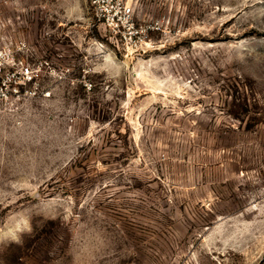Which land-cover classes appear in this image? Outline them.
I'll return each instance as SVG.
<instances>
[{
	"label": "rangeland",
	"instance_id": "374dc122",
	"mask_svg": "<svg viewBox=\"0 0 264 264\" xmlns=\"http://www.w3.org/2000/svg\"><path fill=\"white\" fill-rule=\"evenodd\" d=\"M127 2L0 0V264H264V0Z\"/></svg>",
	"mask_w": 264,
	"mask_h": 264
},
{
	"label": "built area",
	"instance_id": "2783aa9c",
	"mask_svg": "<svg viewBox=\"0 0 264 264\" xmlns=\"http://www.w3.org/2000/svg\"><path fill=\"white\" fill-rule=\"evenodd\" d=\"M92 21L94 25L104 27L110 34L122 33L126 37L129 34L131 45L136 48L146 43L147 27L140 29L135 26L133 20V8L127 0H91ZM1 70V65H0ZM35 75L31 66L21 65L19 84L25 85L34 79ZM19 86H14L9 91L0 88V102L14 95H20Z\"/></svg>",
	"mask_w": 264,
	"mask_h": 264
}]
</instances>
